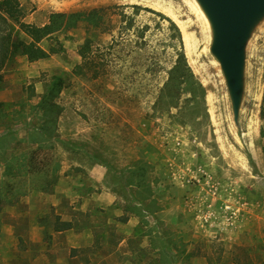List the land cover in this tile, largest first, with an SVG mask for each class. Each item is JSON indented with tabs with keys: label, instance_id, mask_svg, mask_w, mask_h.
<instances>
[{
	"label": "rangeland",
	"instance_id": "rangeland-1",
	"mask_svg": "<svg viewBox=\"0 0 264 264\" xmlns=\"http://www.w3.org/2000/svg\"><path fill=\"white\" fill-rule=\"evenodd\" d=\"M20 2L38 26L53 13L99 19L44 39L48 58L16 53L0 71L1 189L6 159L44 140L37 104L65 83L45 142L55 139L58 181L0 201V264H264V20L237 125L197 0ZM181 46L200 86L174 106L159 98ZM58 217L73 227L56 231Z\"/></svg>",
	"mask_w": 264,
	"mask_h": 264
},
{
	"label": "trees",
	"instance_id": "trees-1",
	"mask_svg": "<svg viewBox=\"0 0 264 264\" xmlns=\"http://www.w3.org/2000/svg\"><path fill=\"white\" fill-rule=\"evenodd\" d=\"M84 18H89L91 22L99 19L95 12L90 14L79 12L53 13L47 24L38 26L24 21V13L20 0H0V71L16 53L26 56L29 61L48 58L50 50L45 49L41 45V42L62 29L76 26ZM171 24L181 42L182 35L180 28L174 21H171ZM3 25L6 26L3 27ZM87 46L89 47V45ZM81 55L86 63H93V59L87 56L84 49ZM2 80L3 75H0V82ZM64 84L63 78H55L37 104L38 111L42 112L40 116L45 120L44 131H40L44 140L39 142L37 147L22 152L21 156L15 157V155H12V157L6 159L5 171L8 181L5 183V188H0V201L4 200L11 203L17 201L21 195L35 189L36 191H48L53 184L57 183L58 177L56 173L60 168V164L57 161L56 155L50 153V149L55 147L53 144L55 143V139H49L50 144H45V142L50 138L49 136H52L53 121L58 119L61 112L56 99L64 88ZM198 86L200 84L198 85V81L194 78L183 46L178 47L177 59L169 71V77L161 90L159 100L163 101L167 99L170 104L179 106L182 93L185 90L195 91ZM14 160H16V164ZM14 168L18 169L20 175L18 172L14 173L17 170ZM143 171H138L137 178L141 179L145 176ZM19 176L27 179L25 182V187L27 188L25 190H22L21 186H15V178ZM50 178L51 181H49ZM72 227L73 223L71 221L61 220L60 217L57 218L54 226L56 231H64Z\"/></svg>",
	"mask_w": 264,
	"mask_h": 264
},
{
	"label": "water",
	"instance_id": "water-1",
	"mask_svg": "<svg viewBox=\"0 0 264 264\" xmlns=\"http://www.w3.org/2000/svg\"><path fill=\"white\" fill-rule=\"evenodd\" d=\"M211 25V52L220 64L239 124L246 88L247 46L264 20V0H197Z\"/></svg>",
	"mask_w": 264,
	"mask_h": 264
},
{
	"label": "bare ground",
	"instance_id": "bare-ground-1",
	"mask_svg": "<svg viewBox=\"0 0 264 264\" xmlns=\"http://www.w3.org/2000/svg\"><path fill=\"white\" fill-rule=\"evenodd\" d=\"M199 23L203 29L202 32H203V40H204V45H205L204 49H206L208 41L210 40V34L212 36V32H210L211 31V25H210V22H209L207 17L206 18L203 17L202 20H199Z\"/></svg>",
	"mask_w": 264,
	"mask_h": 264
}]
</instances>
